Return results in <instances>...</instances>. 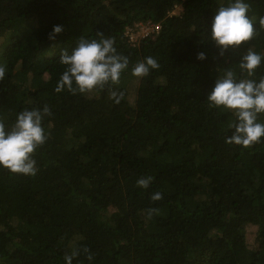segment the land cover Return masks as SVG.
Returning a JSON list of instances; mask_svg holds the SVG:
<instances>
[{
	"label": "trees",
	"instance_id": "1",
	"mask_svg": "<svg viewBox=\"0 0 264 264\" xmlns=\"http://www.w3.org/2000/svg\"><path fill=\"white\" fill-rule=\"evenodd\" d=\"M246 2L255 35L220 54L209 29L229 0H0V120L51 111L37 174L0 169V264H64L73 247L93 257L73 264H264V139L226 143L236 117L207 101L228 70L264 78V62L252 77L238 67L248 48L264 55V0ZM146 22L158 32L133 45L127 29ZM99 33L129 59L119 84L57 92L61 52ZM148 56L159 68L134 77Z\"/></svg>",
	"mask_w": 264,
	"mask_h": 264
},
{
	"label": "clouds",
	"instance_id": "2",
	"mask_svg": "<svg viewBox=\"0 0 264 264\" xmlns=\"http://www.w3.org/2000/svg\"><path fill=\"white\" fill-rule=\"evenodd\" d=\"M249 8L246 0H229L226 6L219 7L215 12L209 33L220 54L245 45L255 35L253 19L248 15ZM259 22L264 26V17ZM152 25L159 27L157 24ZM61 31L59 25L54 26L50 39H54ZM155 34L150 35V38ZM98 35L99 39L80 37L70 53L66 50L61 52L59 62L65 66V70L57 82V92L95 94L106 87L119 84L121 74L129 68V59L117 52L113 38L105 37L102 33ZM140 40L130 42L136 45ZM197 58L205 59L204 53H199ZM262 62L264 55L248 48L246 54L240 57L238 67L247 77H252ZM158 68L157 60L148 56L132 67L131 74L142 78ZM5 74V67L0 65V81L5 78ZM122 97V92L111 91L110 98L114 103H119ZM207 101L210 107L231 112L236 117V121L228 126L232 129V134L227 137L226 143L250 147L264 139V123L258 120V116L264 114V78L259 81L238 79L233 71L228 70L216 80ZM50 115L51 111L45 105L19 112L10 127L0 120V169L27 177L37 174L34 156L49 139L42 122ZM152 179L151 176H146L138 179L137 184L146 189ZM151 199L158 201L162 199V195L156 192ZM153 211L155 210H149V217ZM82 252L86 254L88 261L93 259L87 247H73L70 254L64 256V264H73V260Z\"/></svg>",
	"mask_w": 264,
	"mask_h": 264
},
{
	"label": "built area",
	"instance_id": "3",
	"mask_svg": "<svg viewBox=\"0 0 264 264\" xmlns=\"http://www.w3.org/2000/svg\"><path fill=\"white\" fill-rule=\"evenodd\" d=\"M159 27L152 25L149 22L139 23L133 29H127L126 34L131 42H135L137 39H143L147 36H152L157 33Z\"/></svg>",
	"mask_w": 264,
	"mask_h": 264
},
{
	"label": "rangeland",
	"instance_id": "4",
	"mask_svg": "<svg viewBox=\"0 0 264 264\" xmlns=\"http://www.w3.org/2000/svg\"><path fill=\"white\" fill-rule=\"evenodd\" d=\"M177 11H179V8H176L174 12L176 13ZM246 239L248 240L247 241L248 244L255 245V243H254V240L255 239L253 238V234H252L251 230H247V232H246Z\"/></svg>",
	"mask_w": 264,
	"mask_h": 264
}]
</instances>
